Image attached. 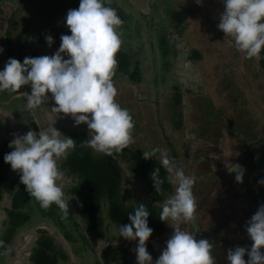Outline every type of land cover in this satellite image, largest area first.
Returning a JSON list of instances; mask_svg holds the SVG:
<instances>
[{
	"label": "rangeland",
	"instance_id": "rangeland-1",
	"mask_svg": "<svg viewBox=\"0 0 264 264\" xmlns=\"http://www.w3.org/2000/svg\"><path fill=\"white\" fill-rule=\"evenodd\" d=\"M20 1L0 0V47L4 49L0 53V71L9 58L23 63L25 57L53 55L60 47L61 35L71 34L65 26V18L68 10L75 9V0ZM111 2L125 14V23L118 30L122 33L121 46L139 59L142 74L138 84L122 78L114 83L117 89L115 99L118 103L132 105L134 111L132 135L135 143L129 147V152L140 158L143 151L160 148L166 150L172 160L174 150L177 167L183 168L186 175L195 177L193 194L199 206L194 224H182L181 228L200 234L202 227H216V232L211 233L212 255L216 264H227L229 249L252 243L245 225L264 204V185L258 183L264 180V162L260 161L264 158L261 157L262 153L264 155V69L259 60L245 59L218 29L219 17L224 10L223 0H202L200 5L195 0ZM179 8L187 12V18L175 26L174 11ZM160 34L169 43L165 55L158 43ZM48 35L54 41L51 47L46 41ZM190 49L201 52L199 61L193 62L189 58ZM19 91L30 93L31 88L23 86ZM177 92L180 93V104L168 106L174 103ZM26 103L20 94L0 92V145L3 144L4 148L5 143L11 142L16 135H24L29 130L38 133L40 128L55 122L56 114L51 111L55 104L51 99L34 111L27 109ZM173 112L175 118H182L180 129L173 127ZM61 116L53 126L62 134L64 128H77L89 134L86 124L74 126L70 116ZM232 127L236 129L233 133L230 132ZM232 152V160L239 157V162L237 171H230V174L222 170H225V162L230 164L228 156ZM219 163L220 168H217ZM119 164L123 175L122 196L127 203L135 207L143 202L162 206L165 199L154 200L145 183L132 175L130 166L133 161L129 156L119 158ZM9 170L7 184L10 181L18 184L19 173L11 167ZM240 172L243 173L242 183L235 178ZM58 183L64 189L70 179L63 172V180ZM224 193L229 201L224 198ZM11 195L5 187L0 200L1 235L6 221L5 208L10 206ZM65 199L77 221L72 227L77 225L79 231L86 233V223L76 211L79 203L71 201L67 194ZM230 199L235 207L230 206ZM219 218L225 223L220 224ZM28 223L21 227L9 245L12 251L8 255L3 254L4 250L0 253V264H29V250L39 228L46 229L57 247L68 254L63 264H105L100 253L108 244L117 250L127 248L129 264H136L133 249L138 241H123L112 223H107V230L95 241L87 235L88 244L80 246L81 257L74 252V245L65 239L53 219L37 213ZM166 227L168 232L162 236L151 235L146 243L153 262L174 231L168 224ZM74 237L77 238L78 234ZM112 237L113 242H108ZM200 238L202 236L196 237L197 240ZM153 243L159 249L155 257L151 250ZM244 258L247 260V255Z\"/></svg>",
	"mask_w": 264,
	"mask_h": 264
},
{
	"label": "clouds",
	"instance_id": "clouds-1",
	"mask_svg": "<svg viewBox=\"0 0 264 264\" xmlns=\"http://www.w3.org/2000/svg\"><path fill=\"white\" fill-rule=\"evenodd\" d=\"M195 2L200 5L202 0ZM110 5L111 0H80L79 7L68 10L65 18V26L71 34L61 35L60 47L53 55L25 57L23 63L9 58L0 71V92L22 95L27 109L33 111L51 99L55 104L51 111L56 119L63 114V117H71L74 126L87 125L88 138L79 147L107 156L121 153L135 143L133 117L115 100V57L122 45V33L118 30L123 21ZM223 8L218 29L245 59L259 60L264 50V0H223ZM46 41L49 47L54 42L50 35L46 36ZM3 51L0 47V53ZM23 86H30L31 92L21 93ZM55 122L40 128L38 133L29 130L24 135H16L8 145L13 150L5 154L4 161L19 173L25 191L42 209L48 210L55 204L62 216L67 217L69 201L58 183L63 180L58 161L67 159L77 144L55 128ZM157 153L159 164L168 174L167 182L174 188L173 194L163 201L159 219L174 231L153 262L146 247L153 233L148 226L150 213L146 205L140 203L128 214L131 223L120 225L119 237L138 241L133 249L136 264H216L213 243L208 239L197 240L195 234L181 228L182 224L196 220L195 177L177 167L166 150L143 151V158L152 159ZM160 170L157 167L151 173L156 193H162L165 182ZM235 178L242 183L243 173L236 174ZM258 183L264 185V180ZM245 228L252 244L250 248L229 249L227 264H264V204L246 222ZM0 248H4V255L12 251L2 240Z\"/></svg>",
	"mask_w": 264,
	"mask_h": 264
},
{
	"label": "trees",
	"instance_id": "trees-1",
	"mask_svg": "<svg viewBox=\"0 0 264 264\" xmlns=\"http://www.w3.org/2000/svg\"><path fill=\"white\" fill-rule=\"evenodd\" d=\"M22 2L26 0H21ZM20 1V2H21ZM76 2V3H75ZM73 1L74 8L79 7L80 0ZM111 7L115 8L111 2ZM116 9V8H115ZM117 10V14L120 19L125 23V17L122 11ZM187 18V12L181 8L174 11L173 23L175 26L182 24ZM31 42V41H30ZM159 47L162 50V54L168 53L169 43L163 35H159ZM189 58L193 62H197L201 59V52L197 49H190ZM264 50L261 52L263 55ZM188 58V59H189ZM117 64L115 68V75L113 82H118L121 78L124 81L131 83H140L142 80V74L140 69V61L132 54L131 51L121 46L120 50L115 57ZM261 67L264 69V57L259 59ZM199 72V70L197 71ZM116 100V99H115ZM174 103L168 106H177L180 104V93L174 95ZM118 103V101L116 100ZM122 108H126L132 114V105L128 103H118ZM26 115H30L26 113ZM175 113L171 115L173 127L180 129L182 118H175ZM180 116V115H179ZM135 127V126H134ZM236 131L234 127L230 129L233 133ZM63 134L76 140L77 147L74 151H71L67 159L59 161L58 167L64 172V176L70 179V183L64 186V193L69 195L71 201L78 202L79 205L76 209L79 217L86 223V233L79 231L78 226L76 228L72 225L77 224L71 211L67 217H63L58 207L53 204L48 210H44L40 205L29 196L25 191V186L20 182L13 183L10 181L7 184V178L9 176L10 164L5 163L4 156L13 149L8 147L10 142L0 145V200L2 199L5 187H8L9 192L12 193L9 208H5L6 221L4 222V228L0 240L4 241L6 246H9L14 239L17 232L21 227L28 225L33 215L39 213L40 215L53 219L54 224L62 231L65 239L74 245V252L81 257V247H86L88 244L87 235L95 241V238L101 237L107 230V223H112L116 227L119 234L120 225L130 224L128 214L132 213L136 208L133 204L127 203L123 198V186H122V167L119 164V158L124 159L129 156L132 159L133 164L130 166L132 175L136 177L140 182H144L148 188L151 197L156 201H163L168 196L173 194L174 188L167 182V172L159 164L157 157L145 160L142 157L137 158L135 155L129 152V148L125 149L121 153H116L113 156H107L103 154H97L91 149L80 148V143L88 138V134L77 128H64ZM172 149V160L176 162V153ZM263 154V153H262ZM261 154V157L264 156ZM171 157V156H170ZM262 159V160H261ZM260 161L264 162L262 157ZM160 167V177L165 180L162 185V193H156L153 186V180L151 179L152 171ZM147 210L149 211L148 226L153 229L152 235L162 236L165 232H168L167 223L161 222L159 219V213L161 211L160 205L157 203L143 202ZM35 207H37L36 211ZM134 214V213H133ZM78 231V232H77ZM78 234V237H74ZM114 238H109L108 242H113ZM122 239H124L122 237ZM125 241V239L123 240ZM82 245H78V243ZM79 243V244H80ZM252 244V243H251ZM250 245L247 246L250 248ZM234 249V247L232 248ZM4 248H0V253ZM100 258L105 264H129L127 248L121 250L115 249L111 244L102 248ZM29 264H63L68 259V254L59 246L51 234H48L46 229L39 228L38 234L33 240L28 255Z\"/></svg>",
	"mask_w": 264,
	"mask_h": 264
},
{
	"label": "flooded vegetation",
	"instance_id": "flooded-vegetation-1",
	"mask_svg": "<svg viewBox=\"0 0 264 264\" xmlns=\"http://www.w3.org/2000/svg\"><path fill=\"white\" fill-rule=\"evenodd\" d=\"M14 97H16V96H14L13 95V98ZM14 99H16V98H14ZM232 155H234L233 154V152H232V154H230L229 156H228V159H229V161H230V164H228L227 162H225L224 163V168H225V170H222V171H227L228 173H230V171L231 172H236L237 171V164H238V162H239V157L236 159V160H232ZM240 160H241V158H240ZM225 161V160H224ZM217 168H220V163L219 164H217ZM231 174V173H230ZM233 189V185H231V190ZM226 193V192H225ZM225 193H224V198L226 199V201H229L228 200V198L227 197H225ZM233 194V193H232ZM232 194H231V196H232ZM245 195H246V193H245ZM220 196H222V195H220ZM219 196V197H220ZM198 197H199V195H198ZM230 204H232V205H230V206H232V207H235L234 206V204H233V200H231L230 199ZM198 208H197V211L199 210V206H197ZM196 211V212H197ZM226 211H227V209H226ZM234 213H230V215H233ZM196 215V214H195ZM223 218V217H222ZM221 218H219L218 219V222L220 223V224H223V223H225L224 222V220H220ZM206 222H209L208 220L206 221ZM193 223V222H192ZM216 223V222H215ZM194 224V223H193ZM210 224V223H209ZM211 225V224H210ZM206 230V231H205ZM210 230V231H209ZM216 230H217V228L215 227V228H213V226H209L207 229H204L203 227L202 228H200V230H199V233L200 234H198V232L197 233H195V235H196V237L198 238V237H201L202 236V239H208V240H210L211 241V238H212V235H211V233H214V232H216ZM206 232H208V234L206 233ZM210 233V234H209ZM201 235V236H200ZM157 236V235H156ZM201 239V238H200ZM154 244V243H153ZM166 244V243H165ZM151 250H153V253H154V256L153 257H155V253L157 252V251H159V249L156 247V245L154 244L153 246H151ZM161 252H162V250H161ZM151 256H152V254H151ZM153 261H154V258H153Z\"/></svg>",
	"mask_w": 264,
	"mask_h": 264
},
{
	"label": "bare ground",
	"instance_id": "bare-ground-1",
	"mask_svg": "<svg viewBox=\"0 0 264 264\" xmlns=\"http://www.w3.org/2000/svg\"><path fill=\"white\" fill-rule=\"evenodd\" d=\"M226 147H228L227 144H226Z\"/></svg>",
	"mask_w": 264,
	"mask_h": 264
}]
</instances>
